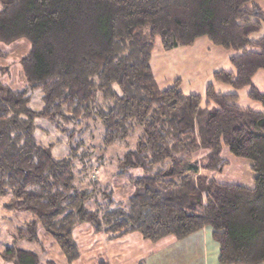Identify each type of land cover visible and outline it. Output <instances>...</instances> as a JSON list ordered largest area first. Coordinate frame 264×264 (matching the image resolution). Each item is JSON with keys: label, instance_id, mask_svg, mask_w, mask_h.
I'll return each instance as SVG.
<instances>
[{"label": "trees", "instance_id": "16d2710c", "mask_svg": "<svg viewBox=\"0 0 264 264\" xmlns=\"http://www.w3.org/2000/svg\"><path fill=\"white\" fill-rule=\"evenodd\" d=\"M256 1L0 0V44L30 45L19 62L25 88L0 84V198L32 216L0 253L2 263L56 264L15 247L38 243L41 229L73 264L80 258L73 232L87 224L106 241L136 233L153 244L207 228L220 264H264V112L235 105L236 92L250 87L249 99L264 109L251 85L264 70V34L250 39L264 31ZM157 37L163 52L201 38L233 51L234 73L213 74L233 93L209 84L203 103L182 92L180 80L158 87ZM36 92L38 109L30 106ZM39 120L66 140L63 157L38 141ZM224 147L251 162L252 188L213 178L227 165ZM115 149V169L106 171L105 154ZM200 150L204 157L194 159ZM117 177L131 188L123 202L113 196Z\"/></svg>", "mask_w": 264, "mask_h": 264}, {"label": "rangeland", "instance_id": "374dc122", "mask_svg": "<svg viewBox=\"0 0 264 264\" xmlns=\"http://www.w3.org/2000/svg\"><path fill=\"white\" fill-rule=\"evenodd\" d=\"M257 2L259 3V6L262 9V11H264V0ZM261 37L260 36L255 37L254 39L260 40ZM197 41L198 42L193 44L192 46L193 48L199 50L200 52L193 53V56H195V58L191 56L190 61L186 59L187 55L185 53L187 52V50L184 49L191 47H181L177 49H171L169 50V52H163L158 37L155 40L156 45L152 52L154 65L159 64L160 66L159 71L167 73V75L170 78L176 77V75H178V77L182 79V88H184L183 91L186 94H188L187 91L188 89L190 90V92L196 94L200 93V88L199 86H196V83L197 82L200 83L201 80L204 79L205 74L208 73V69H210V67L212 66L209 65L213 61H216V59L221 58V54L219 52L223 51V49H221L220 47H215L212 44L210 46L211 48L208 51L205 48L207 43L205 40L199 39ZM29 51H30V45L23 39L17 40V42H14L9 45L0 44V73L1 71L3 73L0 76V84L6 86L8 85L11 89L17 91L25 88L24 77H23V73L21 72V67L19 62L22 57L26 56L29 53ZM154 55L158 56V58H155ZM199 61H201V64L200 63L197 64V62ZM182 63H184V65L186 66L185 67L180 66V64ZM176 67L177 70L174 71L173 69H175ZM212 82L214 81L211 80L210 83ZM227 87H230L232 89L231 86H227ZM252 87L254 86L252 85ZM246 89L249 90V88H243L240 90V92L244 93L245 91L243 90ZM40 97H41L40 93L38 92L34 93V97L30 104L31 108L38 109L40 107L41 105L39 101ZM240 101H241L240 102L241 105L243 101L246 102L249 101V103L251 102L250 103L251 105L252 103L258 104V102L254 100L253 101L250 100L249 97L246 95L241 96ZM36 125H38L40 129H42V131L40 132L37 131L38 133L36 132L37 133L36 137L38 141H41L44 144L52 143L54 145V148L51 151L53 153V157L56 159L63 157L66 154L65 152L66 140H64L63 137H61L54 129H52V127L48 123H46L45 120L44 121L39 120ZM117 151L120 152L119 150L115 149V150H109L105 154L107 159L112 158L109 159L110 161H112V163H109V165L106 167L107 168L106 171L112 172L115 169L116 163L114 160H116V157L119 154L117 153ZM204 155H205V151L200 150L193 156V158L197 160L199 158H203ZM221 156L227 161V165L224 167L221 174H217V173L213 174V178L216 181H218L219 183H229V184L234 183L237 185L239 184L244 186L253 183L254 174L251 171V167H250L251 162L249 160L236 158L235 156H232L226 147H224ZM132 172L133 173L130 175L131 177H135L137 173L140 174V172L138 171H132ZM99 174H100L99 175L100 180L104 182L106 176L104 177L101 171L99 172ZM203 174L206 173L203 170H201L200 175ZM127 182L128 179L125 177L124 178L117 177L111 180L112 189L114 191L113 196L116 202H123L129 197L131 188L129 184H127ZM7 200H8L7 197L0 198V253L5 249V247L10 246L13 243L16 228L21 227L25 224V222L32 220V216L26 212L25 213L15 212L6 209L3 205L8 202ZM73 233H74L73 234L74 240L76 241V244H78L80 251V258L75 262H73V264H107V259H109V256H111L110 254L112 252L117 253L119 249H122L124 246H127L128 243H126V241L130 242V244L131 243L135 244V242L132 241L131 237L138 235L134 233L133 235H131L130 238L124 240H121L122 239L121 238L118 241H111L112 242L111 243V242H107L103 235L96 233L94 234L90 226L87 224L78 226ZM38 234H39L38 243L27 240L17 241L15 247L25 251L26 250L32 251L37 255H39V257L43 258L44 260L52 259L56 264H65V258L62 256V254L58 249V246L54 243V241L50 238V236L42 232L41 229H39ZM144 250L152 251V246H150V243L143 248V251ZM124 254H125L124 259H128L127 262L129 260H134L142 256L141 253L135 252L134 248H130ZM155 255L157 254L155 253ZM155 255L153 256V259H155ZM0 264H4L2 263L1 259H0Z\"/></svg>", "mask_w": 264, "mask_h": 264}, {"label": "crops", "instance_id": "0c3cea01", "mask_svg": "<svg viewBox=\"0 0 264 264\" xmlns=\"http://www.w3.org/2000/svg\"><path fill=\"white\" fill-rule=\"evenodd\" d=\"M254 4H257L259 6V3L257 1L254 2ZM262 34H264V31H262L261 34L251 35L250 39L256 41V39L254 38L259 37V36L261 37ZM201 39L207 42L206 43L207 47L205 46V48L206 50L209 51V49L211 48L210 41H208L206 38H201ZM197 42L198 41L196 40L195 43ZM184 50H187L185 54L187 55L186 59L188 61H190V58L191 56H193V53L200 52L199 50L193 48V46L191 48H185ZM219 53L221 54V58H218L216 59V61H213L209 65V66L211 65L212 66L210 67V69H208V73L205 74L204 79L201 80L200 83L197 82L199 84L196 83V86H199L200 88V93H198L197 95L201 94L200 96H201V99H203V103H205L204 96H205V91L207 88L206 86L211 82V80L213 81V74L215 72H217L218 70H225L227 72L234 73V69L229 63V58L235 55V53L230 50L228 51L223 50L222 52H219ZM193 57L195 58V56ZM155 58H158V56H155ZM198 63L201 64V61L197 62V64ZM151 66L153 68L154 78H156L158 87H160L161 89H165V88L170 87L177 80H180L181 82L180 88L182 92H184L183 91L184 88H182V79L178 77V75H176V77L170 78L167 75V73L159 71L160 66L159 64L154 65L153 57L151 61ZM180 66L185 67L186 65L182 63L180 64ZM199 67H202V66H199ZM173 70L174 71L177 70V67ZM210 84L213 85V87L216 90V93L219 92L224 95H230V93H233V90L230 87L224 86L223 84H219V83L216 84L214 82ZM251 85H253L254 88L260 94L264 95V70L258 71L255 73V75L251 79ZM246 88H249V90L248 89L243 90L245 91L244 93L240 91L236 92L238 100L235 102V105L238 106L239 108L243 107L244 109L248 108V109H251L257 112H264V109L261 107V105H259V103L258 104L252 103L251 105L250 104L251 102L249 103V101L248 102L243 101L242 105L240 104L241 96H245V95L248 96V93L250 91V87H246ZM187 91H188V94H192V95L196 94V93L190 92L189 89ZM240 186L252 188L254 186V181L253 183H250L248 185H245V186L240 185ZM131 235L133 234H130V236L122 238L121 240L130 238ZM131 239L133 242H135V244L134 243L130 244V242L126 241L128 245L124 246L122 249H119V251L117 252L118 254L112 252L110 254L111 256H109V259H107L108 257L106 258L107 264H220V262H218V256H219L218 245L214 241V239H212L211 231L207 228L183 240H175L172 237H166L165 239L159 240L158 242L153 244V243H150L148 241L141 239V237L138 235L131 237ZM107 242H110V241H107ZM149 243H150V246H152V251L151 250L143 251V248L147 246V244ZM130 248H134V251L141 253L142 256L134 260H129L127 262L128 259H124L125 257L124 253L127 252ZM155 253L157 255H155ZM154 255H155V259H153Z\"/></svg>", "mask_w": 264, "mask_h": 264}]
</instances>
